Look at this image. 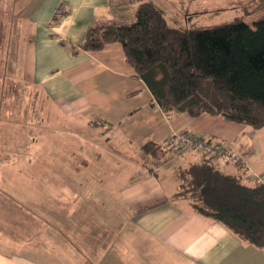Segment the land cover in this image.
<instances>
[{"label": "crops", "instance_id": "obj_1", "mask_svg": "<svg viewBox=\"0 0 264 264\" xmlns=\"http://www.w3.org/2000/svg\"><path fill=\"white\" fill-rule=\"evenodd\" d=\"M40 2L20 47L32 48V77L70 114L74 127L105 129V140L98 138L112 143L108 150L83 151L76 165V151L37 150L43 144L31 149L41 136L15 134L19 165L6 160L3 167L10 170L0 178V193L20 230H0V264H264V247L177 196L179 170L202 153L175 154L165 146L181 130L212 139L227 153L214 157V165L253 184L258 180L252 175L264 176V127L207 113H164L125 62L119 42L98 50L79 47L91 26L130 24L140 0ZM148 141L164 150L155 163L140 149ZM11 235L18 247L8 243Z\"/></svg>", "mask_w": 264, "mask_h": 264}, {"label": "trees", "instance_id": "obj_2", "mask_svg": "<svg viewBox=\"0 0 264 264\" xmlns=\"http://www.w3.org/2000/svg\"><path fill=\"white\" fill-rule=\"evenodd\" d=\"M109 42L121 44L125 62L164 113H207L264 127V17L185 29L171 25L153 0H140L130 24L91 26L79 47L98 50ZM140 149L154 157L164 152L150 141ZM213 160L202 154L180 169L177 196L197 213L264 247V182L248 184L219 170Z\"/></svg>", "mask_w": 264, "mask_h": 264}, {"label": "rangeland", "instance_id": "obj_3", "mask_svg": "<svg viewBox=\"0 0 264 264\" xmlns=\"http://www.w3.org/2000/svg\"><path fill=\"white\" fill-rule=\"evenodd\" d=\"M41 2L0 0V178L2 176L3 179L9 175L10 169L3 167L9 157L15 161L16 167L19 165L16 156H19L20 142L16 140L18 135L15 136L19 132L22 135L29 133L30 139L42 137L41 142L33 143L31 149L43 144L37 150L55 146V149L76 151V165L80 160L77 156L82 155L83 151L93 153L105 150L106 146L108 150V144L112 143L102 142L105 140V129H94L87 125L74 127L70 114L60 110L46 93V87L38 84L32 77L34 53L30 46L24 52H20V47L21 42L26 39V30L28 29V34L31 32L30 14ZM160 4L169 23L185 29L229 21L236 17L253 23L264 17V0H200L189 4H182V0H160ZM21 34H24L23 38H19ZM10 43L13 44L12 49ZM46 145H50V148ZM162 155L159 151L153 162H157ZM115 162L121 165V161ZM108 165H111L110 162ZM12 175L11 173L10 176ZM262 179L264 181L263 175ZM5 201V196L0 193V230L4 232L5 228H9L11 232L18 234L20 225L12 215L13 209ZM11 236L8 243L18 247L19 241Z\"/></svg>", "mask_w": 264, "mask_h": 264}, {"label": "built area", "instance_id": "obj_4", "mask_svg": "<svg viewBox=\"0 0 264 264\" xmlns=\"http://www.w3.org/2000/svg\"><path fill=\"white\" fill-rule=\"evenodd\" d=\"M166 147L175 154H184L186 152H201L206 156L219 157L227 156V153L221 145L212 139L191 134L187 131H178L171 134L165 142ZM250 179L251 176L246 175ZM263 181L259 176L252 175V179Z\"/></svg>", "mask_w": 264, "mask_h": 264}]
</instances>
